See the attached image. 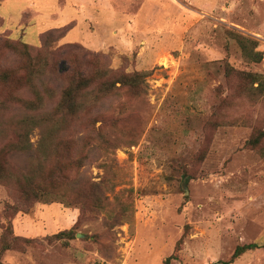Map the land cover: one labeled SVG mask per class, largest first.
I'll return each instance as SVG.
<instances>
[{"label":"rangeland","instance_id":"374dc122","mask_svg":"<svg viewBox=\"0 0 264 264\" xmlns=\"http://www.w3.org/2000/svg\"><path fill=\"white\" fill-rule=\"evenodd\" d=\"M64 27L63 38L50 34ZM229 32L257 41L262 61L247 63ZM21 35L35 49L46 39L51 51L70 44L103 56L115 72H149V90L104 106L107 126L132 134L116 143L120 182L107 197L131 189L133 220L110 228L105 213L81 214L57 195L12 215L6 205L16 197L0 185V236L11 223L24 240L2 264H223L250 243L262 247L229 264H264V159L248 146L264 129V100L241 98L223 74L228 63L264 75V0H0V39ZM21 62L0 49V69ZM82 125L68 134L77 140L72 157L86 155ZM40 137L39 129L30 134L33 148ZM99 157L95 151L79 173L57 178L67 191H84L86 180L103 177ZM76 221L73 240L48 239Z\"/></svg>","mask_w":264,"mask_h":264},{"label":"trees","instance_id":"16d2710c","mask_svg":"<svg viewBox=\"0 0 264 264\" xmlns=\"http://www.w3.org/2000/svg\"><path fill=\"white\" fill-rule=\"evenodd\" d=\"M68 30L67 27L54 29L50 34L57 33L58 39H61ZM229 34L235 39L247 63L259 64L262 61L263 53L256 51L257 41L232 32ZM23 38L21 35L17 39H0V49L20 57L22 61L17 67L0 69V185L16 197L14 205H6L5 213L27 214L35 203L57 195L69 206H77L81 214L105 213L109 217L107 223L110 228L132 221L131 189L121 190L114 195L113 201L107 197V194L115 193L120 182H116L117 175L113 171L116 143L132 134L118 132L116 125L108 127L111 119L104 106L115 98L137 100L146 95L149 72H115L104 65L106 59L103 56L89 53L81 47L66 44L51 51L45 39L35 49ZM57 57L66 62L65 68H57ZM223 74L237 84L241 98L252 103L264 100V75L237 70L228 63H224ZM20 91L27 97L17 95ZM124 104L121 105V114L125 111ZM14 109L19 110V117H13ZM98 121L101 122L100 127L95 125ZM82 122L86 135L81 141L86 155L72 157L71 151L77 140L68 134ZM34 129H39L41 134L36 148L32 147L29 139ZM118 133L122 138L117 137ZM112 135L116 137L112 138ZM263 141L264 129L250 138L248 146L257 150L264 159ZM95 151L102 158L98 164L103 170L101 181L94 183L86 180L84 191L76 185L67 191L63 177L57 176L66 172L79 173ZM21 159L24 162L18 161ZM112 202L117 204L111 207ZM76 224L77 221L69 230L58 232L48 239L73 240ZM2 229L0 264L5 252L13 250L19 241H24L13 235L11 223L2 226ZM260 247L256 243L238 246L231 260L223 264H229Z\"/></svg>","mask_w":264,"mask_h":264},{"label":"built area","instance_id":"2783aa9c","mask_svg":"<svg viewBox=\"0 0 264 264\" xmlns=\"http://www.w3.org/2000/svg\"><path fill=\"white\" fill-rule=\"evenodd\" d=\"M97 264H108V262L104 261V260H101L99 261Z\"/></svg>","mask_w":264,"mask_h":264},{"label":"water","instance_id":"95a60500","mask_svg":"<svg viewBox=\"0 0 264 264\" xmlns=\"http://www.w3.org/2000/svg\"><path fill=\"white\" fill-rule=\"evenodd\" d=\"M77 237L79 238V237H80V235L78 234V235H77Z\"/></svg>","mask_w":264,"mask_h":264}]
</instances>
